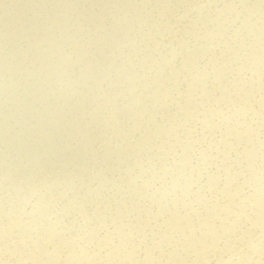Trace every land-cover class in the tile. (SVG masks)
<instances>
[{"label":"rangeland","instance_id":"obj_1","mask_svg":"<svg viewBox=\"0 0 264 264\" xmlns=\"http://www.w3.org/2000/svg\"><path fill=\"white\" fill-rule=\"evenodd\" d=\"M204 1L0 0V264H264V0Z\"/></svg>","mask_w":264,"mask_h":264},{"label":"bare ground","instance_id":"obj_2","mask_svg":"<svg viewBox=\"0 0 264 264\" xmlns=\"http://www.w3.org/2000/svg\"><path fill=\"white\" fill-rule=\"evenodd\" d=\"M215 1H216V0H206V1H204V4H213ZM218 2H221V0L218 1ZM215 3H216V2H215ZM204 4H203V5H204ZM217 5H218V4H217ZM222 8H223V6H222ZM260 10H261V9H260ZM204 12H205V11H204ZM256 12H257V11H256ZM208 14H209V13H208ZM208 14H207V15L205 14V15L208 16ZM256 14H259V13L257 12ZM260 14H261V13H260ZM254 15H255V14H254ZM202 16H203V14H202ZM210 16H211V13H210ZM255 16H256V15H255ZM259 16H260V15H259ZM203 17H204V16H203ZM248 17H249V16H248ZM252 17H253V16H252ZM257 18H258V17H257ZM259 18H260V17H259ZM259 18H258V19H259ZM247 20H248V19H247ZM249 20H250V19H249ZM252 20H253V19H251V21H252ZM254 20H255V17H254ZM243 22H245V21H243ZM248 23H250V21H249ZM252 23H253V22H252ZM178 24H180V23H178ZM155 26H156V25H155ZM176 26H177V25H176ZM176 26H175V27H176ZM177 27H178V26H177ZM153 30H154V27H153ZM246 32H247V31H246ZM247 33L249 34V35H248V34H247V35L250 36V33H251V32H250V33L247 32ZM241 34L243 35V33H241ZM150 35H151V34H150ZM244 35L246 36V34H244ZM244 35H243V36H244ZM243 36H242V37H243ZM245 36H244V37H245ZM242 37H241V35H240V38H239L240 41H241ZM244 37H243V38H244ZM246 37H247V36H246ZM250 37H251V36H250ZM190 38H191V37H190ZM252 38H253V37H252ZM252 38H251V39H252ZM172 39H173V38H172ZM175 39H176V38H175ZM231 39H232V37H231ZM233 39H234V37H233ZM234 40H235V39H234ZM171 41H172V40H171ZM235 41H236V40H235ZM235 41H234V42H235ZM238 41H239V40H238ZM240 41H239V42H240ZM232 42H233V41H232ZM236 42H237V41H236ZM173 43H174V40H173ZM241 43H242V42H241ZM241 43H240L239 46H241ZM244 43H245V42H244ZM244 43H242V44H244ZM193 44H194V43H193ZM194 45H195V44H194ZM236 45H238V44H236ZM198 46H199V48L201 49L202 46L197 45V47H198ZM244 46H246V45H244ZM244 46H243V47H244ZM247 46H248V45H247ZM235 47H236V46H235ZM235 47H234V48H235ZM250 47H251V46H250ZM250 47H249V49H250ZM236 48H237V47H236ZM238 48H239V47H238ZM241 48H242V46H241ZM260 48L262 49V46H261ZM263 48H264V47H263ZM247 49H248V48H247ZM247 49L244 50V48H243L244 51H247ZM252 49H253V48H252ZM254 49H255V47H254ZM254 49H253V51H254ZM240 50H241V49H240ZM262 50H263V49H262ZM175 51H176V50H175ZM235 51H237V50H235ZM238 51H239V50H238ZM244 51H243V52H244ZM251 51H252V50H251ZM251 51H250V53L253 52V51H252V52H251ZM239 52H240V51H239ZM241 52H242V50H241ZM247 52H249V50H248ZM247 52H246V53H247ZM263 52H264V51H263ZM172 53L174 54V51H173ZM178 53H179V51L177 52V54H178ZM180 53H181V52H180ZM175 54H176V53H175ZM177 54H176V55H177ZM181 54H182V53H181ZM181 54H180V56H178V58L181 57ZM237 54H238V53H237ZM239 54H240V53H239ZM242 54H243V53H241V56H240V57H242ZM248 54H249V53H248ZM187 55L190 56L189 53H188ZM187 55H186V56H187ZM192 55H193V54H192ZM235 55H236V53H235ZM250 55H251V54H250ZM250 55H247V56L249 57ZM183 56H184V55H183ZM183 56H182V57H183ZM233 56H234V55H233ZM238 56H239V55H238ZM243 56H244V55H243ZM240 57H239V58H240ZM252 57H253V55H251L250 59H251ZM236 58H238V57H236ZM253 58H254V57H253ZM253 58H252V59H253ZM182 59H183V58H181V60H182ZM244 59L246 60V58H244ZM179 60H180V59H179ZM190 60H191V59H190ZM192 60H193V59H192ZM235 60H236V59H235ZM242 60H243V58H242ZM247 60H249V59H247ZM177 61H178V60H177ZM237 61H238V60H237ZM237 61H236V62H237ZM239 61H240V59H239ZM253 61H254V59H253ZM244 62H245V61H242V63H243L244 65L240 64V66L242 65L241 68H242L243 66H245L246 64L252 62V60H251L250 62H248V63H244ZM238 63H239V62H238ZM235 64H236V63H235ZM250 64H252V63H250ZM253 64H254V62H253ZM202 65H203V63H202ZM206 66H207V65H206ZM206 66H205V67H206ZM247 66H249V65H247ZM245 67H246V66H245ZM206 68H207V67H206ZM241 68H240V70H242ZM243 68H244V67H243ZM246 68H247V67H246ZM236 69H237V67H236ZM238 69H239V68H238ZM204 71H206V69H205ZM244 71H246V70L244 69ZM244 71H243V72H244ZM237 75H238V74H237ZM187 80H188V79H187ZM185 81H186V80H185ZM187 82H188V81H187ZM191 82H192V78L189 79V82H188V83L191 84ZM188 83H187V84H188ZM194 83H195V82H194ZM196 83H197V82H196ZM185 85H186V84H185ZM193 85H194V84H193ZM195 87H196V86H195ZM192 88H193V87H192ZM196 89H198V88H196ZM195 91H196V90H195ZM197 91H199V90H197ZM192 92H194V91H192ZM192 92L190 93L191 95H192ZM194 93H195V92H194ZM193 96H194V95H193ZM123 100H124V99H123ZM203 107L205 108V106H203ZM206 108H208V107L206 106ZM168 110H169V109H168ZM168 110L166 109L167 113H168ZM205 110H207V109H205ZM216 110H217V109H216ZM207 111H208V110H207ZM217 115H218V114H217ZM200 117H201V116H200ZM210 118H212V117H210ZM210 118H209V119H210ZM215 118H216V117H215ZM200 119H202V118H200ZM207 120H208V119H207ZM211 120H214V119H211ZM217 120H218V118H217ZM219 120H220V119H219ZM187 121H188V120H187ZM202 121H204V120H202ZM215 122H216V124H217V121H215ZM220 124H221V123H220ZM199 125H200V123H199ZM199 125H198V127H201V126H199ZM202 128H203V127H202ZM138 130H139V129H138ZM198 130H201V129H198ZM201 131H202V130H201ZM139 132H140V131H139ZM140 135H141V133H140ZM140 137H141V136H140ZM193 138H194V137H193ZM139 140H140V139H139ZM224 182H227L226 179L224 180ZM114 196L116 197V196H117V193H115ZM113 199H115V198H113ZM113 202H114V201H113ZM261 203L264 204V200H263ZM110 206H111V204L108 205V207H105L104 212H103L104 215H109V214H110V212H109V211H110V208H111ZM127 207H129V205H128ZM127 207H126V208H127ZM17 218H18V214L15 213V214H14V219H17ZM143 221H144V220H143ZM143 221L140 222V224H139L140 226H141V224H142ZM143 223H144V222H143ZM104 239H105V238H104ZM262 239H264V238L262 237ZM105 240H106V239H105ZM108 241H109V240H108ZM10 244H11V242H9V241L6 240V243L4 242L2 245H0V249H2V247H4V246H5V247H6V246H9ZM10 247H11V246H10ZM146 247H147V248H150V246H146ZM12 264H20V261H18V260H13Z\"/></svg>","mask_w":264,"mask_h":264}]
</instances>
